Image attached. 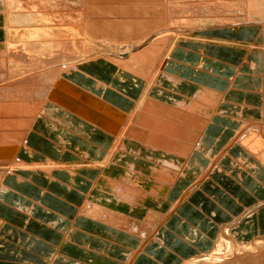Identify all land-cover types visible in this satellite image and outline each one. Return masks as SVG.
Returning a JSON list of instances; mask_svg holds the SVG:
<instances>
[{"label":"bare ground","instance_id":"bare-ground-1","mask_svg":"<svg viewBox=\"0 0 264 264\" xmlns=\"http://www.w3.org/2000/svg\"><path fill=\"white\" fill-rule=\"evenodd\" d=\"M92 1L94 0H91L90 3ZM124 1L126 0H123V3H113V7L108 8H102V4V6L100 4L92 5L93 3L89 5L87 10L83 8L84 10L81 12L83 19L81 20L84 23L79 24L82 25L80 26L84 31L76 33L74 29L79 25H75V28L71 27V0H0V18L6 15L7 9L10 12L14 11L12 12L14 14L9 13V18H12L10 17L12 15L17 20L18 15H20L28 21L27 23L32 22L30 25L25 23L26 26L24 27L15 25L14 22L10 28H3V23L0 27V201L4 204H10L9 210L12 214L19 216V219L16 218L18 220L26 222L36 214H43L47 215L44 220L48 225L57 226L56 221L48 216L51 212L46 208L47 206L44 207L40 202L26 196L27 194L24 195L22 191L19 193V191L11 188L9 177L16 178V182L22 189L26 188L30 192H37L43 198L46 193L39 189V186H35L30 181L31 179L25 177L24 173L29 174L33 170H39L60 180L65 179L68 184L72 180L76 182L75 180L78 178L74 174L76 169H86L87 172L91 173L101 169L102 173L99 174L103 175L111 170L109 162L113 163L114 158L120 156L124 151L129 150L131 156L142 153L135 146L130 148L129 142H126L127 140L132 141L130 139H141L142 142L164 151L161 160L156 164L141 160V167L139 168L134 165H127L128 169L135 168L136 171L121 172L118 174L119 177H116L118 182L112 180L106 183L103 177L97 175L93 181L95 185L93 191L99 196L107 197L111 208L123 207L132 210L136 207L135 205L146 204L154 205L156 209L150 208L142 221L135 222L125 217L123 213H116L113 209H111L113 211L103 209L94 204L95 202L89 201L83 206V203H80L82 207L79 214L95 218L112 226L123 225L127 232L139 236L145 242H157L159 236L156 233L165 218V214L161 215L160 212H165L163 208L167 206L166 202L169 200V196H172H168L166 189L169 187L167 191L170 188L172 191L178 175L185 167L192 170L193 162L187 163L188 157L196 146L197 133L202 132L203 127L213 114V108H215L211 105L214 100L213 93L185 82L181 75L173 71L174 66L166 67L165 64L172 57L171 54L174 55L179 41H202L199 36L204 30L213 31L223 27H240L245 24L264 21V0H227L225 5L217 6L216 10L210 8V11H207L203 6V9L200 8V12L198 10L201 15L212 13L213 16L218 17L220 22H216L210 17L209 20L211 21L208 22L210 23V26L207 25L208 28L198 27L184 31L167 27L171 22L174 24L175 21L176 23L177 19L168 13L166 8L169 7H166L165 0H152L153 3L147 0L142 3L139 0L140 3L135 2L137 4L134 3L133 5L128 3L130 6L127 7L124 5ZM84 2L89 4L87 0ZM176 3L178 5V2ZM10 5L15 10H11ZM100 7L108 15L115 17L116 14V17L119 16L121 19L103 24L96 11ZM18 10L20 12H17ZM178 10L181 11V9ZM170 11L172 12V9ZM180 16L181 13L178 17ZM235 16L240 17L243 21L234 23ZM93 18L94 20H92ZM95 19L99 21L98 24H95ZM9 26L11 25L9 24ZM95 31L101 32H98L101 34L100 36L109 37L113 44L117 45V43L123 42L127 44L123 50H119L110 57L98 54L89 60L84 59L87 61L85 64L90 63L84 67L102 66L109 63L112 65L111 68H115V70L121 68L112 72V76L120 85L124 84L128 88L123 86L122 89H119L115 83L107 85L97 80H92L90 84L85 82L79 84L71 80V75L74 76L72 69L77 70L84 64L78 61L84 58L81 52L85 50H78L71 57V45L82 44L83 46L85 44L84 46H86L89 42L83 36L85 34L86 36L89 35L90 38H100ZM174 31H180L182 34L178 32L180 35L177 36ZM11 48L13 50L20 49L18 51L22 52L11 55ZM116 48L118 47L116 46ZM25 49L29 50L30 53H27ZM177 51L182 52V50ZM104 52L106 51L104 50ZM219 53L221 52L219 51ZM98 58L103 61H97ZM205 63L210 66L212 62L206 60L203 64ZM124 70L133 74L134 80H129L123 72ZM177 71L181 72L180 70ZM137 77L146 82L147 88L143 95H138L137 98L136 95L134 97L136 99H133L127 95V92L129 89L139 88L138 84L136 86ZM72 90L81 94V97L72 99ZM111 91L114 93L113 95L116 94V97L120 98L119 102L122 106L103 97L105 92ZM188 94H190L189 101L185 102L184 99ZM109 95L111 96V93ZM203 116L206 118L204 123L198 118ZM199 123H202V127L197 132V127L199 128L201 125ZM190 126L196 127L197 131H192ZM237 140L240 145L249 148L250 153L253 152L264 161V145H262L264 129L257 126L252 133L245 129L244 132L239 133ZM192 141H195L194 144ZM169 156L170 159L167 158ZM172 156H175L176 159ZM180 157L188 159L182 162ZM177 160H180L179 163H176ZM105 166L109 167V170L104 169ZM211 167L210 165L206 169ZM165 173H168L169 176L167 177ZM146 184L148 187L152 185L154 190L159 187L162 194L164 193L163 198L159 200L155 193H148L139 187H144ZM172 197L174 198V196ZM66 199L68 200V198ZM179 200H181L180 197ZM174 205L176 203H170L169 207ZM0 208L2 209V204H0ZM10 211L7 212V215H1V218L12 216ZM230 227L228 226L226 229L229 231ZM228 236L231 237V235ZM70 252L72 253V250ZM133 253H131L126 264H129L130 258L134 257L135 254ZM4 256L6 255L4 254ZM60 259L52 256L47 260L49 261L47 264H55L57 260L59 264H75L73 260L70 261L63 257Z\"/></svg>","mask_w":264,"mask_h":264},{"label":"crops","instance_id":"crops-1","mask_svg":"<svg viewBox=\"0 0 264 264\" xmlns=\"http://www.w3.org/2000/svg\"><path fill=\"white\" fill-rule=\"evenodd\" d=\"M263 23L204 30L199 36L202 41H179L174 55L165 64L166 67L174 66L173 71L181 75L185 82L213 93L211 105L215 108L202 132L197 133L192 154L189 159L186 158L187 163L193 162L192 170L185 167L175 178L177 182L172 191L171 188L167 191L169 187L166 189L168 196L174 198L169 196L167 206L163 208L165 212H160L161 215L165 214V218L157 230V242H145L121 228L79 214L81 207L89 201L97 203L98 207L112 209L107 197H99L93 191V181L97 175L109 183L117 181L116 177L123 171H136L135 168L128 169L127 165L139 168L141 160L151 164L161 160L164 153L162 149L146 144L141 139H130V143L146 148L133 156L129 150L124 151L114 158L110 172L103 175L98 170L91 173L86 169H76V182L72 180L68 184L65 179L60 180L39 170L24 173L47 197L42 198L37 192L22 189L16 178L9 177L15 183L9 185L11 188L47 206L51 212L48 216L56 221L57 226L48 225L44 220L47 215L43 214H36L26 222L18 220L19 216L9 210L10 204L0 201V261L47 264V260L55 256L58 260L61 257L73 260L75 264H126L134 252L129 264H182L187 259L211 251L215 239L228 226H231L229 230L238 242L264 239V161L237 140L239 133L245 129L251 133L257 126L264 129ZM206 60L212 62L210 66L203 64ZM113 94L112 91L105 92L103 97L122 106L120 98ZM195 141H192L193 144ZM179 159L186 161L183 157ZM210 165L212 167L206 169ZM139 187L148 193H155L159 200L163 198L164 193L159 187L155 190L147 184ZM93 194L97 199L91 198ZM80 203H83L82 206ZM170 203L176 205L169 207ZM135 206L132 210L118 207L114 211L136 222L142 221L150 208L156 209L154 205ZM8 211L12 216L1 218ZM58 260L55 264H59Z\"/></svg>","mask_w":264,"mask_h":264},{"label":"rangeland","instance_id":"rangeland-1","mask_svg":"<svg viewBox=\"0 0 264 264\" xmlns=\"http://www.w3.org/2000/svg\"><path fill=\"white\" fill-rule=\"evenodd\" d=\"M82 1V2H81ZM84 1H86V0H71V27H76V26H78V27H76L75 29H74V31L77 33V32H79V33H81V32H83L84 30H82V25L81 24H83L84 22H83V20H81V19H83V17H82V11L85 9V10H87V8L89 7V5L90 4H92V5H96V4H102L103 5V7L102 8H108V7H113V5L114 4H118V3H123V0H120V2H118V1H116V0H94V1H92V3H90L91 2V0L89 1V0H87L88 2H89V4L88 3H86V2H84ZM114 1H116V2H114ZM147 1H150V3L152 2L153 3V1H155V0H147ZM169 1V2H168ZM173 1V2H172ZM178 2V5H177V3L176 2ZM182 1V0H181ZM180 0H165V2H166V7L168 6L169 8H166L167 9V11H168V13L171 15V17H174V19H177V21H176V23H175V21H174V24H173V22H171L170 23V25H172V26H170V25H167V27L168 28H172V29H181V30H184V31H188V30H190V29H192V28H198V27H206V28H208L207 27V25L208 26H210V23H208V22H210L211 20H209L210 19V17H211V19L213 20H216V22H220L219 20H218V17H216V16H213L212 15V13L211 14H204V15H201V14H199L198 13V10H199V12H200V10L201 9H203V7L204 8H206L207 9V11H210V8L212 9V10H216V7L217 6H219V5H225L226 4V2H227V0H193V2H192V0H183L182 2H181ZM207 1V2H206ZM223 1H225V2H223ZM243 1V0H242ZM78 2V3H77ZM86 3V4H84V3ZM99 2H101V3H99ZM133 2V3H132ZM135 2H137V3H140V2H146V0H140V2H139V0H126V1H124V5H126V7L127 6H130V5H133ZM168 2V3H167ZM170 2H171V5L173 4V6H171V5H169L170 4ZM184 2V3H183ZM190 2V3H189ZM202 2V3H201ZM215 2V3H214ZM219 2V3H218ZM221 2V3H220ZM223 2V3H222ZM77 3V4H76ZM111 3H112V5H111ZM114 3V4H113ZM130 5H129V4ZM137 3H135V4H137ZM210 3H211V5H210ZM214 3V4H213ZM110 4V5H109ZM199 4V5H198ZM201 4V5H200ZM203 4V5H202ZM215 4H218V5H215ZM228 4V3H227ZM83 5H87L86 7L84 6L83 7ZM101 5V6H102ZM138 5H141V4H138ZM194 5V6H193ZM206 5V6H205ZM198 6V7H197ZM201 6V7H200ZM203 6V7H202ZM209 6V7H208ZM93 7V6H92ZM8 8V7H7ZM9 8L11 9V10H15V9H13V8H11V5L9 6ZM84 8V9H83ZM102 8L100 7V8H97V13L100 15L99 16V18H101L100 20H102V22H103V24H107V23H112L111 21H118V20H120L121 18L119 17V16H117L116 17V14H115V17L113 16H111L110 14L108 15L107 13H105V12H103L104 10H102ZM194 8H196V9H194ZM201 8V9H200ZM209 8V9H208ZM99 9H101V10H99ZM168 9H172V12L170 11V10H168ZM174 9H176L177 11H175ZM178 9H181V11L180 10H178ZM183 9H184V11H185V13H184V11H183ZM187 9V10H186ZM193 11V12H191V11ZM8 10L6 9V11H5V14L6 15H4L2 18H0L1 20H0V27H1V24H2V27L3 28H5V27H7V28H10V27H12L15 23V25H19V26H21V27H24V26H26V24L27 25H30L32 22H29V23H27L28 21L24 18V17H21L20 15H18V17H17V20H16V18L15 17H13L11 14H14V13H12V12H14V11H12V12H10V11H8ZM166 11V12H167ZM170 11V12H169ZM196 11V12H195ZM17 12H20V10H18ZM86 12V11H85ZM174 12V13H173ZM175 12H176V14H175ZM188 12V13H187ZM191 12V13H190ZM9 13H11L10 15V17H12V18H9ZM81 13V14H80ZM177 13H181V16L180 17H178L179 16V14H177ZM168 14V15H169ZM186 14V15H185ZM188 14V15H187ZM235 14V13H234ZM103 15V16H102ZM173 15V16H172ZM189 15H191L190 16V18H189ZM200 17H199V16ZM210 15H212V16H210ZM110 18H109V17ZM176 16V17H175ZM197 16V17H196ZM208 16V17H207ZM5 17V19H3ZM95 17V16H94ZM112 17V18H111ZM184 17V18H183ZM193 17V18H192ZM197 18V19H195V18ZM213 17V18H212ZM6 18H8L7 20H6ZM21 18V19H20ZM78 18H79V20H78ZM95 18H97V17H95ZM105 18H108V19H105ZM115 18V19H114ZM181 18H183L182 19V21H180L181 20ZM188 18V19H187ZM199 18V19H198ZM206 18V19H205ZM223 18H225V19H228L229 17H223ZM231 18V17H230ZM241 19L240 17H238V16H235V18L233 19V22L234 23H241L243 20L241 19V20H238V19ZM3 19V20H2ZM10 19H13L12 21L10 20ZM112 19V20H111ZM186 19V20H185ZM190 19V20H189ZM201 19V20H200ZM236 19V20H235ZM6 20V21H5ZM9 20V21H8ZM15 20V21H14ZM92 20H94V18L92 19ZM5 21V22H4ZM12 23H11V22ZM17 21V22H16ZM179 21V23H177ZM186 21H188V22H186ZM193 21V22H192ZM195 21V22H194ZM200 23H199V22ZM13 22H14V24H13ZM82 22V23H81ZM95 24H98L99 23V21L98 20H96L95 19ZM197 22V23H196ZM262 22H264V21H262ZM20 23V24H19ZM26 23V24H25ZM79 23H81V24H79ZM86 23V22H85ZM181 23V24H180ZM195 25H194V24ZM207 23V24H206ZM9 24L11 25V26H9ZM25 24V25H24ZM178 26H177V25ZM197 24V25H196ZM6 25V26H5ZM76 25V26H75ZM81 25V26H80ZM87 25V24H86ZM180 25V26H179ZM220 25V24H219ZM104 26H106V25H104ZM175 26V27H174ZM178 27V28H177ZM180 27V28H179ZM78 28H80V29H78ZM72 30V29H71ZM73 31V30H72ZM72 31H71V33H72ZM96 32V31H95ZM98 32L99 31H97L96 33L98 34ZM178 32H180V31H174V33H176L177 34V36L178 35H180V33H178ZM93 33H94V31H93ZM99 33H101V32H99ZM72 34H74V33H72ZM104 34V33H103ZM102 34V35H103ZM182 34V33H181ZM101 34H98L97 36H100ZM80 36V35H79ZM83 36H85L86 38V40H88V44L86 45V46H84L85 44H83V46H82V44L81 45H71V57H73L77 52H78V50L79 51H81V50H83V49H85L84 50V52H81L82 53V57H84L83 59H81V60H79L78 62L79 63H84L81 67H79L77 70H73L72 69V73H74V76H73V74L71 75V80L72 81H74V82H77V83H83L84 84V82L85 83H91L92 82V80H97V81H102V82H104L105 84H107V85H111L112 83H115L116 85V87L117 88H119V89H122V87L124 86V87H127V86H125L124 84H122V85H120L118 82H117V80H114V77L112 76V72H115V71H117V70H119V69H121V68H117V70H115V68H111L112 67V65L111 64H109V63H107L108 65H102V66H100V65H92V66H89V67H84V66H86V65H89V64H85V62L87 63V61L86 60H84V59H87V60H89L92 56L94 57V55H98V54H104V55H108L109 57L112 55V54H114V53H117V52H119V50L121 51V50H123L126 46V44L123 42V43H117V45L116 44H113V41H110V38L109 37H107L106 35L105 36H100V38H94V37H91V38H94V39H91L90 37H89V35H87L86 36V34L85 35H83ZM81 37V36H80ZM104 39H103V38ZM107 38V39H106ZM74 40V39H73ZM103 40V41H102ZM107 41L106 43H105V41ZM77 41V40H76ZM101 42V43H100ZM105 44V45H104ZM107 44V45H106ZM123 45V46H122ZM14 46V45H13ZM12 46V47H13ZM111 46V47H110ZM116 46L118 47V48H116ZM15 47V46H14ZM89 48V49H88ZM114 49V50H113ZM12 50H13V48H11V50H10V53H11V55L12 54H17V53H21L22 51H18V50H20V49H18V50H13V52H12ZM104 50L106 51V52H104ZM109 50V51H108ZM15 51V52H14ZM25 51L28 53L29 52V50H27V49H25ZM25 51H24V53H25ZM87 51V52H86ZM108 51V52H107ZM86 52V53H85ZM30 53V52H29ZM84 53V54H83ZM106 53V54H105ZM172 56H173V54H171ZM14 56H16V55H14ZM87 56V58H85ZM97 61H101L102 59H96ZM103 61V60H102ZM77 62V63H78ZM100 63H102V62H100ZM74 71H76V72H74ZM81 71V72H80ZM124 73H125V75L127 76V78L129 79V80H131V79H133L134 80V75L133 74H131V73H129V72H127V71H123ZM134 77V78H133ZM137 79H138V82L136 83V86H137V84L139 85V88H135L134 90H128V92H127V95L129 96V97H131V98H133V99H136L137 97H139L138 95H143L144 93H145V91H146V86H147V84H146V82L144 81V80H142L140 77H137ZM128 80V81H129ZM128 88V87H127ZM148 90V89H147ZM77 92H75L74 90H72L71 91V98L72 99H78V98H80L81 97V94H79V93H77ZM137 95V96H136ZM136 96V98H134ZM78 97V98H77ZM189 97H190V94H188L187 96H186V98L184 99L185 100V102H187V101H189ZM188 98V99H187ZM89 102V101H88ZM132 110V109H131ZM132 113V112H131ZM211 114V113H210ZM199 119H201V122L202 123H204L205 121H206V118L203 116V117H198ZM204 121V122H203ZM202 123H199V128L197 127V129H198V131L196 130V127H193V126H190V129L192 130V131H197V132H199V130H200V128L202 127ZM195 125V124H194ZM193 129H192V128ZM196 132V133H197ZM264 141V140H263ZM262 141V145H264V142ZM126 142H129L128 144H129V146L132 144V143H130V141H126ZM182 144H185V143H182ZM253 145H254V143H253ZM137 147V148H139L140 150H141V152H142V149H144V145H142V148H140V146L139 145H134V144H132L131 145V147ZM183 146H185V145H183ZM263 147V146H262ZM120 154V153H119ZM22 156V155H21ZM172 157H174V156H172ZM167 158H171L170 156L169 157H167ZM182 162H183V160H182ZM113 164L112 163H110L109 162V167L111 168V166H112ZM114 166V165H113ZM112 166V167H113ZM109 167H106L105 166V168L104 169H107L108 170V168ZM100 172L102 173V171H101V169H100ZM11 184H15L14 182H10ZM9 183V184H10ZM19 185V184H18ZM26 189V188H25ZM99 196V195H98ZM100 197V196H99ZM91 198L92 199H97V196L94 194V195H92L91 196ZM91 203H94L93 201L91 202ZM94 204H97V203H94ZM103 209H105V208H103ZM106 209H107V207H106ZM109 209V208H108ZM112 209L113 210H115V208H113L112 207ZM113 210H110V211H113ZM116 213H118L117 211H116ZM120 214V213H119ZM122 214V213H121ZM95 219V218H94ZM97 220V219H96ZM98 221H100V220H98ZM114 227H117V228H121V229H124L125 230V228L123 227V225H119V226H114ZM126 231V230H125ZM228 235H231V237H229ZM233 236H235L233 233H231V231L229 230L228 231V229H222V232L220 233V235L217 237V239H215V242H213L214 244H213V247H212V249H211V251H209V252H207V253H204V254H202V255H198V256H195V257H192V258H190V259H187L186 261H184L182 264H264V239H262V238H258V239H255V240H253V241H250V242H246V243H243V242H238V240H236ZM225 237V238H224ZM233 237V238H232ZM227 238V239H226ZM232 241H231V240ZM259 250V251H258ZM244 256V257H243ZM253 260V261H252ZM49 262V261H48ZM37 264V263H32V262H30V263H28V262H11V261H7V262H4V261H0V264Z\"/></svg>","mask_w":264,"mask_h":264}]
</instances>
